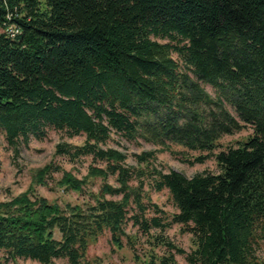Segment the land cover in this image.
<instances>
[{"label":"trees","instance_id":"trees-1","mask_svg":"<svg viewBox=\"0 0 264 264\" xmlns=\"http://www.w3.org/2000/svg\"><path fill=\"white\" fill-rule=\"evenodd\" d=\"M247 126L253 133L246 140L215 152L224 135ZM50 128L86 137L58 143L56 155L73 162L91 156L95 164L82 178L46 164L35 182L46 185L59 171L67 190L103 182L84 205L63 207L33 189L0 201V254L7 260L80 264L106 230L122 247L135 219L145 233L184 226L193 235L190 252L157 239L189 264H263L264 0H0V131L17 148L44 139ZM113 133L162 151H196L185 158L191 164L215 157L219 171L187 177L154 167L155 188H167L177 208L166 215L144 201L143 182L132 185L137 172L126 155L102 147ZM158 151L139 159L149 166ZM133 205L138 211L130 216ZM149 205L159 214L146 217ZM174 255L162 263L176 264Z\"/></svg>","mask_w":264,"mask_h":264},{"label":"rangeland","instance_id":"rangeland-1","mask_svg":"<svg viewBox=\"0 0 264 264\" xmlns=\"http://www.w3.org/2000/svg\"><path fill=\"white\" fill-rule=\"evenodd\" d=\"M173 57L182 63L177 53H173ZM202 85L213 97L216 96V90L213 86L206 83ZM227 106L233 114H236L230 104L227 103ZM252 133V127L247 126L234 134L224 135L220 139V146L215 152L226 149L229 146H237ZM85 138V135L70 137L65 132L50 128L48 136L44 139L31 137L28 142H19L17 148H15L8 143L4 133L0 131V201L10 200L18 194L33 189L40 195L47 197L51 202H56L63 207L67 203L87 204L90 201L89 192L99 191L103 182L101 178L92 179L84 192L67 190L64 185L60 184L61 171L55 172L48 177L46 185L35 182L37 171L50 163L61 165L63 169L70 171L79 178L86 177L89 172V166L95 164L91 156H85L73 162L67 157L59 156L55 153L58 143L72 142L81 144ZM102 147L115 148L126 155V165L134 167L137 172L132 180V185L137 186L143 182L141 193L144 201L148 202V200H151L169 216L177 212V208L167 188L161 191L155 188L154 178L152 177L154 167L164 172L175 170L187 177H192L204 171H219L215 157L206 159L204 163L191 164L185 158H193L198 152L186 150L178 145H172L173 151H162L160 146L144 139L129 140L120 134L113 133L112 137L102 144ZM151 150L160 151L157 153V160L147 166L145 162L139 159V155ZM98 164L103 165V163ZM108 182L115 186L119 185L115 176H110ZM106 197L120 199L121 195H106ZM130 210V216L138 211L134 205ZM155 210L154 206L149 205L145 216L151 217L159 214ZM125 231L127 235L123 237V246L119 248L113 243L111 233L106 230L98 239L90 242L87 255L80 264H163V258L171 253L175 254L176 264H189L185 254H180L176 250L170 251L168 246L157 239L158 236L162 235L176 246L186 252H190L194 248L193 235L188 231H184V226L173 224L164 231L154 227L150 229L149 233H145L140 229V224L135 223V219H129L125 226ZM56 237H61L58 231H56ZM6 255L5 251L0 254V260L4 264H41L36 260L24 258L7 260ZM258 255L264 264V241L261 242L258 248ZM50 264L71 263L67 258H56Z\"/></svg>","mask_w":264,"mask_h":264},{"label":"built area","instance_id":"built-area-1","mask_svg":"<svg viewBox=\"0 0 264 264\" xmlns=\"http://www.w3.org/2000/svg\"><path fill=\"white\" fill-rule=\"evenodd\" d=\"M9 32L11 33H16V32H18V30H16V28H14L13 26H11V28L9 29Z\"/></svg>","mask_w":264,"mask_h":264}]
</instances>
